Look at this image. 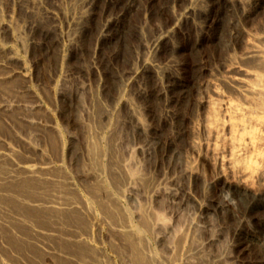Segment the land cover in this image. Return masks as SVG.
Segmentation results:
<instances>
[{"label":"bare ground","instance_id":"6f19581e","mask_svg":"<svg viewBox=\"0 0 264 264\" xmlns=\"http://www.w3.org/2000/svg\"><path fill=\"white\" fill-rule=\"evenodd\" d=\"M20 1H19V5L22 6V9L24 7L25 11L27 10L30 14L32 13L34 14V11H36L37 13L40 12L45 16V18L47 17V21L48 18L50 19L49 22L51 21V25L50 28L48 29L46 28V30H40L42 27L40 28V26L35 23L37 22L35 20L30 22L28 25L24 23H23L24 25L23 24L21 25L22 22L19 25V23L14 22L12 20V17L8 16L7 20L1 19L2 16L0 17V31L5 32L4 34L5 35L7 34V37H9L7 41L0 40V57L1 58L6 57L7 63L14 62V64H16V68H18V70L16 69V71L9 70L7 76L5 75L0 77V81L3 79L5 80V78H11L12 75H16V73H18V76L22 79L24 83L29 82L28 80H31L30 79V77H32L31 76L32 73L30 69L31 67L27 63V59L25 58V56L27 55V53H29V50L31 49V45H34L35 41H33L34 42L33 44L31 43L32 41H30V39L33 40L31 38L33 37L32 36L33 34L31 35L30 33H28L30 35L27 36L25 33V29H29L31 33H36L38 29L37 26H39V30H40L38 34H41V36H43L44 38H47L49 36L52 37L51 35L53 34L54 40L52 45L58 50L59 53L58 63L60 67L63 68L64 59H65L64 54L71 52L72 48H76L75 41H77V37L80 36L84 37L83 34H81L82 25H84V23L87 22L90 18L92 19L94 14L92 11L95 9V5L97 3V0H55L53 4L42 2L40 0H22L20 4ZM103 1L104 4L106 3L109 6H114V7L117 6L116 1L113 0H103ZM153 1L154 0H128L129 15L131 11L139 10L138 11L139 16L142 17L141 21L136 23L138 24L136 25V29L135 30L133 29L134 31H136V33L135 32L131 33L130 31L129 37L132 38L134 42L133 44L132 43L130 44L129 49L131 50L130 51L128 50L129 63L124 62L128 64L125 65L124 68H122L121 66L122 69H118L114 77L112 74V77L114 78L112 82L114 83L113 86L114 93L113 95L111 94L109 98L105 97L106 100H110L109 105L105 106L106 104L104 103V105L102 104L103 108L102 106L99 107L98 105L97 108L94 107L93 110H91L92 113L90 112L91 117L89 116L90 117V119L88 120L89 122L83 123L84 124L83 127L85 128L84 150H85L86 158L85 157L84 158L86 159L85 162L86 164L84 168L81 167L80 168L81 170L83 169L82 175H83L84 183L82 185H84L85 189L87 190L86 198H81V199L79 198L80 200L78 199V197L73 198V196H75L73 194L74 192L70 193V195L64 193L63 191L65 189V186L62 185H61L62 187L59 186L61 187L59 188L60 190L57 189L58 185L57 187L53 185L54 187H56L57 190L56 189L54 190L55 193H53L51 198H49L50 195L47 196L48 200L45 199L46 197L44 198V196L48 194L46 192L47 190L46 191L44 190L46 192L45 195L43 196L44 199L42 197L40 198L35 197L34 193H36V191H38L37 189H39L36 185L37 183L35 182L36 179L38 181H42L43 184L45 183L46 179L50 181H54V184L55 182L56 183L61 182L65 184L64 182H66L67 179L69 180L68 178L69 175L66 178L64 177L65 176L64 173L63 176L65 180L64 181L62 177L61 178L59 177L60 176L59 174H58L59 176L57 175L58 172L56 173L50 172L52 170L51 166L53 167V165L50 164L51 162L49 161L50 162L49 165L47 163L48 160L46 162H43L42 160L39 161L40 158L39 156H38L39 157L38 161L40 163L38 165L36 163H33L32 162L33 160L25 159L23 161L20 156L21 154L18 152V150L12 147L5 139L2 140L4 144H3V150H0V264H19V262L22 264H49L50 258L55 257L53 255L55 251L54 252L53 250L50 251V248H52L51 243L49 248V242H50L49 238L52 235L49 229L51 228V226H53L54 222L52 220H56V219H52L50 216L52 220L50 219L49 220L52 221L53 223H51L52 225L50 224L49 229L46 227L48 225V224L46 225V219L50 215L49 211H56V212L67 211V213L69 211L71 215V216L67 215L69 216L68 217L69 218L68 221H69L70 217L73 219L74 217L77 218L73 214V212H78L76 214L79 215L80 213L82 216H86V215L89 216L93 214L91 209L92 205H96V207L99 206L98 208L101 209L105 214H107L109 218H112L111 220L114 222V223L112 222L113 225L110 223V226L112 225L111 232L112 235L116 237L115 239H117L118 243L117 242L111 243L112 244L111 249L113 252L112 253L113 256L118 260L119 264H161L160 257L158 256V254L154 250L151 251L148 249L147 242L144 239L145 231L149 227V220H148L149 216L147 217V214L142 209V211L140 212L141 214H139L140 219L138 218L140 220V223L138 222L139 223L138 225L136 224L133 225V223H131V221L129 220V215L127 210L124 208H120L115 204L116 199L114 197H116L117 195L116 196L114 195V187L112 186L114 185L115 187H117L118 182L117 185H115L116 183L115 184L111 182L109 183L105 178V173H106L105 170L108 168L109 171H113L111 173H114V176H116V173H118L117 171L119 170L120 173L119 177H121L120 178L122 182L121 184L123 185L128 181H133V180H137L142 184L144 183V185H146L150 181L148 182L146 176L143 175L144 173H142V175L145 177L140 175L141 171L138 172V170H136L135 168L126 169L127 166L124 164L122 165L121 162L117 164L114 163L113 160H110V162L108 161L109 164L107 165V163H104L102 161V158H104L103 156L107 151L106 149H109L108 150L109 152H110V148L111 150H114L112 149L114 147L113 146L114 142L112 141L111 144L113 147L109 145L110 144L109 141L113 137L112 136L110 137L109 135V133L111 132L107 134L106 127L108 128V126L114 125L116 123L117 120H115V118H117L118 111L120 109L119 106H122L123 108H125V110H127L128 114L124 122L126 124L129 123L130 125L129 127H131V129H133L134 132L147 136L148 134L158 135V133H160L162 130V129L160 130V127H154V126H153L154 128L150 127L146 123V120H144L142 117V115H144L145 112L143 111L144 112L143 114L140 111L141 108L138 105L137 107L134 105L131 97V91L134 86H136L135 87L136 90L133 91L136 93L135 96L137 98H140L142 100H149V102L150 100L161 101L160 105L162 108L161 110L162 112L161 115H159V118L160 121L161 118H163L164 120L163 122L165 123L166 127H168L167 129L169 131L168 134H166L168 136L166 137V139L164 138L163 140L164 142H162L163 143L162 157L165 158L166 160L165 168L167 173L169 174L168 181L170 182V184L172 183L177 185L179 189L183 191L181 197V203L186 206L189 204V202L190 203L192 202L198 207L199 210L203 212L205 211L206 215L210 213V210H212L213 213L216 214L217 213L218 214L220 213L222 215L224 214L225 217L226 215L228 216L227 213L230 212L232 219L235 221L234 222L235 224L232 227L231 224H226L228 226V227L226 226V229L227 230L231 229L233 231V235L235 236L242 234L241 236L242 240L241 242H239L241 246L242 245L248 246V244L250 243L258 244L260 247L264 245V216L262 219L259 220V224H258L260 233L262 234L261 237L255 234L251 235L252 233L250 234L248 231H244V232L240 231L242 229V223L245 222L246 220L248 222L251 221L252 219L251 217L254 216L253 214H255L256 212L258 213L259 211L263 212L264 214V191H262L263 189L260 187L255 188L256 185L253 184L251 181L253 180L251 178H255L259 181L264 179V154L262 155L261 151L258 149L260 147L262 148L264 147V133L261 134L260 132V130H264V21L263 20L260 21L261 19L264 18V0H165L166 8H170L172 10L170 19L168 21L164 20L166 22L163 25L159 24L153 30L152 33L149 32V34L147 35L146 31L147 29L148 30L150 29L149 27L150 25L148 26V23L150 21L148 20L149 18L147 15L149 13L151 16L153 13V12L151 13L149 7V5H152ZM46 4H48L50 7H47ZM56 8L60 11L62 16L66 20L68 32L66 31L65 33L67 34L64 33L63 29L61 28L62 26H60V19L57 16ZM112 12L107 13V15L102 17L103 20L100 23V26L98 27V29H96V31L94 29V31L96 32L95 35L97 34V36L94 39L95 43H93V46L90 48L89 51L91 55L90 63L94 71H97L95 67L97 62L95 61H98V59L100 58L102 48L104 46H107L109 43V41L107 43L106 40L109 36V31L113 30V33H115V35L119 34L120 27L118 26L117 23L122 18L123 14H120L118 12H114L113 14ZM160 12H162V10ZM33 16L36 17V15ZM26 18H28V20L30 19V17H26ZM28 20L26 21L28 22ZM147 20L149 22H147ZM223 21H225L224 31L221 30V32H219V36H217L218 33L217 26ZM258 21L260 22L258 23ZM255 22L258 25H256L257 27H255L254 30L248 28V24L249 25L252 23L255 24ZM184 24L187 25L189 24L190 27L194 29L193 31H195L196 39L194 43H191V45H188L186 43H181L178 41L175 42L176 40L175 38H177L178 35L179 36L181 35L180 33H182L183 31L182 25ZM204 24L207 27L210 26L209 31H212L213 33V36L210 35L211 37H209L208 35L209 37L208 41L210 43H216V42L218 43L223 40L222 43V45L224 46L223 55L220 57V59L218 58L216 61L214 58L212 63L208 65H206L205 62L195 64L196 65L195 67L198 70L197 73L199 75V79L197 80V82L196 79L190 82L184 79L185 77L182 75L183 74L182 70H181L182 71L181 74L179 73L180 69H178L179 71L177 70L178 67L176 66V64L178 66L179 64L174 63L171 59L175 58V54L177 55L180 54L181 52L183 53V51L186 49L187 46H189V50L190 49L192 50V48L194 50L201 48L203 42L202 39L206 35L205 32H204L205 35L202 32L203 29H205L202 27V25ZM26 26L28 27L26 28ZM82 30L83 33L85 32L86 34L85 27ZM206 32H208V30ZM91 33L94 32L91 31ZM202 33L203 35H201ZM110 34L112 36V33ZM63 38H67V40L66 39L65 40L68 42L64 43ZM169 41L171 42V44L167 45V47L169 46L166 49L168 50V52L165 53V56L162 54L164 56V58L161 56L163 59H158L157 58L158 55L161 54L162 51L164 50L163 45H165ZM65 44H68L67 47H65ZM38 45H42V44H38ZM46 51H48L47 48ZM180 65H181L180 68H182V62L180 63ZM1 66L4 65L0 63V67ZM167 70L169 71V73ZM149 76H153L154 78V79L151 78V80L152 79L154 80L152 83L155 84L153 90L147 88L148 80L150 78ZM102 82H103V78H102ZM103 84L104 83H102L101 86ZM99 86L100 85L98 84V88ZM24 87L26 88L25 85ZM219 87L224 88V90L227 93L235 94L236 96H238V98H240L239 100H241V103H237L236 105H233L226 100L222 101L223 110H220V114L222 115V117H224L223 121H220V119L218 120L215 116H213L212 110L211 113L209 114H211L213 120L208 119L207 116V113L209 112L208 108L212 103L211 97L214 96L217 98H221L224 96L223 93L219 90ZM98 88L97 87L95 88L97 89V92L91 94L90 100L99 103L100 93ZM4 90L8 92L7 88H4ZM22 93H24V91ZM29 93H31V91ZM74 97L77 99L76 94H74ZM39 98L40 97H38L37 94H33L32 99L36 100L37 105L40 100ZM189 98H192V100H185ZM185 101L187 102L191 101L190 109H192L193 112L195 113L194 117L198 116L195 122L193 123L192 128L191 129L189 128L188 131L187 128L186 127L184 128L183 126L182 123L183 120L181 121L179 119L180 116L178 114V110H175L174 108L171 109L172 107L171 105L178 104V102L183 103ZM91 103L93 104V102ZM7 109L9 108H7L6 105L4 106L3 104L0 103V110H7ZM5 115L6 117L8 116L7 114ZM216 115H219L218 111ZM118 116L122 117L120 115ZM11 117H13V115ZM16 117L17 116L13 118ZM16 119H18V117ZM13 121L15 122L16 120L12 119V122ZM32 123L33 122H31V124ZM102 128L103 129L105 128V131H102L103 130ZM221 130L226 131L227 136H221L220 134ZM18 139L22 140L21 137H19ZM183 139L186 140V143L188 142L187 144L189 145V149L191 150V152L197 154L198 160L202 161L204 159H208V157L211 158V163L215 168V174L211 180L207 181L205 180V178L204 179L202 178L203 174H201V172L198 170V162L193 161V159L186 158L184 164L182 162L180 164V162L177 161L179 159V156L181 157L182 153H184L185 151L183 150V148L177 147L178 143L182 142ZM208 139L220 142L221 146L219 148H212L210 150H207L206 152H202L201 149L202 147H204L205 142ZM58 142L61 143V140H58ZM107 143L109 147H107L108 145H105ZM51 146H49L50 149L52 148ZM63 147L64 146L61 147L62 150H64ZM33 148L34 147H32V149ZM66 148L68 149V147ZM0 149H2V147H0ZM225 149L230 152L229 157L223 155V153H225L224 151ZM254 150H256V152L253 154V156L251 155L252 157L249 156L250 159H248V161L245 162L243 161V163L240 161L242 160V156L244 155L245 151H254ZM27 157H29V155ZM45 158L46 157L41 159H45ZM115 159H117V157ZM57 170L59 171V168ZM44 171L47 173L50 172V175L52 176L49 177L47 176V174L44 175L45 174ZM109 171L108 174L110 173ZM114 176L113 178H115ZM81 179L82 178H80V180ZM117 179L118 177L116 178V180ZM200 180H202L201 183L203 185L201 189L203 190L204 188L205 193L209 189H211L212 191L213 188L214 191L219 193L217 198L212 196L213 198H215V200L210 199L208 196V198H205L206 200L204 202L199 203L196 199L193 198V195L191 194V187L194 186V184ZM181 181L185 182V185L183 186L184 188H182L181 184L179 183ZM69 184L70 183H68V185ZM121 184H119V186H121ZM44 185H42V187H44ZM53 186L51 187L53 188ZM70 186L71 184L67 187L69 188ZM185 188H187V191ZM44 189H48V188H44ZM121 190L124 189L122 188ZM119 192L121 193V191ZM49 194H51V192H49ZM62 195L63 196L65 195L67 197L66 202H64V197ZM231 195L233 196V198L235 197V199H231ZM235 200L238 201L243 207L242 212H237L235 210L236 209ZM60 213L61 212H59V215ZM81 215L79 216L81 217ZM112 215L114 216L115 220L117 219L116 221H114ZM56 216L54 215L53 217L56 218ZM87 216L85 219L86 222L89 221V219L91 218L89 216L87 220ZM42 218L43 220H41ZM62 218L60 215L59 220H62ZM81 219L83 218L81 217ZM37 220H41L44 225L39 223L37 225L36 223L38 222ZM49 220H47V222L50 223ZM85 220L83 219L86 226H90L91 224L90 223L88 224V222L86 223ZM77 221L81 222L80 220H78V218L76 222ZM192 225L195 224L193 223ZM54 226L57 227L56 224ZM60 226L62 228L63 224ZM80 226L82 225L80 224ZM188 227L192 228V226L190 225ZM91 228L88 227L87 229L91 230ZM64 229L63 231L62 230L60 231L61 234L64 233ZM82 230L79 232V234H77L78 231L77 233L74 232L75 235V237H73L74 240L71 239L72 241L78 242V245L77 244L76 245L80 249V253H81L79 254V258H80L79 264H114L111 256L108 255L104 256L105 254L103 255L102 252H100L99 248L94 247L91 243L88 242L87 237L90 236L91 232L84 230L85 231L84 233V231ZM189 230L191 231L192 229ZM193 231L189 233L191 234L193 233ZM56 233L57 232H55V234ZM64 234L61 235V237L64 236L65 238ZM84 234L87 235L85 236ZM56 235H58L57 239L59 240V234L57 233ZM74 235L72 234L71 237ZM179 235L181 236L177 237L176 243L181 247L182 246L181 243L183 242L184 237L186 238L187 236L185 235L183 237L184 234L183 235L179 234ZM68 236L69 238H71L70 235ZM189 238H190L189 240H195L192 237ZM57 239L56 241L58 242ZM62 239L63 238H61L60 241H62ZM23 240L26 242L23 243ZM66 240L62 242H66ZM54 242L55 241L53 240V243ZM59 244L64 245L62 243H57V245ZM193 244L191 243L192 246ZM173 245L171 247H173ZM196 246L197 245H194V248L199 251L200 247L203 245L201 246L199 245L198 248H196ZM194 248L190 247L191 250ZM56 251H58V249ZM182 252L185 251H183L182 249ZM191 252L192 251H189L188 253L190 254ZM36 253H38V257H35ZM62 253L63 252L56 253V255L62 256L61 255ZM197 253L198 252L195 251V255H197ZM191 255H193V253ZM175 256H177L178 259V255L175 254ZM215 257L216 256H214V259ZM205 258L204 260L206 261L210 260L208 258L207 259ZM220 258L221 257H219L218 259L216 257L217 263L221 262ZM161 260L164 259H162L161 257ZM202 260L203 258L201 259V261ZM225 261L223 260V262ZM196 262L199 263L198 260ZM175 264H182V262L178 263L176 261Z\"/></svg>","mask_w":264,"mask_h":264},{"label":"rangeland","instance_id":"374dc122","mask_svg":"<svg viewBox=\"0 0 264 264\" xmlns=\"http://www.w3.org/2000/svg\"><path fill=\"white\" fill-rule=\"evenodd\" d=\"M19 1L18 0H0V17L1 16L3 17V18L1 17V19L7 20L8 16H9V17H12V20L14 22L19 23V25L21 22H22L21 25L23 23L28 25L30 22L35 20V21H37L35 23L38 24L40 26V28L42 27L40 30H46V28L47 29L50 28L51 21L49 22V20H50L49 18L47 21V17L45 18V16L43 14H41L40 12L37 13L36 11H34V14L33 13L30 14L27 10L25 11L24 7L22 9V6L19 5ZM21 1H20V4H21ZM40 1L46 2L49 4H53L55 0H40ZM113 1H116L117 6H115V7L109 6L106 3L104 4L103 0H97V3L95 5V9H94L95 11L94 10L92 11L94 13L92 19L90 18L87 22L84 23V25H82V29L85 27L86 34H85V32L83 33V30L81 29V32H82L81 34H83L84 37H82V36L77 37V41H75L76 48H72L71 52L64 54L65 59H64L63 68H61L59 63H58V58H59L58 50L55 47H53V45H52L53 40H54L53 34L51 35L52 37L49 36L50 38L49 37L44 38L43 36H41V34H38L40 31L39 26H37L38 29L36 28L37 29L36 33H31L29 31V29H25V33L27 36L30 34L31 35L33 34L32 36L35 37V38H33V37L29 36L33 39V40L30 39V41H32L31 43L33 44L34 43L33 41H35V43H34V45H31V49L29 50V53H27V55L25 56V58L27 59V63L31 67L30 68L31 73H32V75H31L32 77H30L31 80H28L29 82L24 83L22 81V79L18 76V73H16V75H12L11 78H5V80L3 79L0 81V103L3 104L4 106L6 105L7 108L10 109V110L9 109L0 110V126H1L0 127V142H1L0 147H2V149H0V150H3V144L4 143L2 142V140L5 139L12 147H14L16 150H18V152L21 154V155L20 154L19 155L21 156V159L23 161L25 159L26 160H33L32 162L36 163L38 165L40 163L39 161L42 160L43 162H46L48 160L47 163L49 164L51 162L50 164L53 165V167H54L53 168L51 166L52 170L51 171L49 170L50 172H52V173L58 172L57 175L59 174L60 176L59 175L58 176L60 178L62 177L63 180H64V177L67 178V176L69 175L68 176L69 180L67 179L66 182H64L65 180L63 181L65 184H63L61 182H59V183L55 182V184H54V181H50V180L46 179L45 183H44L46 185H44L42 181H38L36 179L35 182L37 183L36 185L39 188L37 190L39 192L36 191V193H34V196L37 198H40V197L43 198V196L47 192L48 194H46L44 196V198L46 197L45 199L48 200L47 196L50 195L49 198L52 197L53 193H55L54 190L56 189L57 185H58V187H57L58 190H60L59 188H61L62 186H65V189L67 191L65 189H64V191L63 190H61V191H63L66 194L70 195V193L74 192L73 194L75 196H73V198H75V197L76 198L78 197V199L79 198L80 199L86 198L87 190L85 189L84 185H82L84 183L83 182V175H82L83 169L81 170V168H84V166L86 164L85 163L86 157H85V150H84V148H85L84 147L85 146V140H84V135H85L84 131L85 130L84 129L85 128L83 127V125H84L83 123L89 122L88 120L91 117L90 112H91V110H93L94 107L97 108V105L100 107V106H102V104L104 105V103L106 104L105 106L109 105L110 100H106L105 97L109 98L111 96V94L113 95V93H114V91H113L114 90V87H113L114 83H112L113 79H114L113 77L116 75V72L118 69L124 68V66L129 63V51L131 50V49H129V47H130V44L131 43L133 44V42H134L133 39L129 37L130 31H131V33H134V32L136 33V31H134L136 29V25H138L136 23L140 22L142 19V17L139 16V12H138L139 10L131 11L132 14L130 13V15H129L128 0H113ZM46 5H47V7H50L48 4H46ZM149 7L151 10V13L152 12L153 13L151 15L152 17L148 13L147 16H148V18H149L148 20L150 22L148 20H147V22H149L148 26L150 25L149 30H152V31H149L147 29V31H146L147 35L149 34V32L152 33L153 30L159 24L163 25L166 21H168L170 19L171 13H172V10L170 8H166L165 0H154L152 5H149ZM106 9L108 12L106 11ZM35 10H37V9H35ZM104 10L106 13L104 12ZM114 10H116V11H114ZM161 10H162V12H160ZM111 12L113 14H114V12H118L120 14H123L122 18L117 23L118 26L120 27L119 28L120 29L119 30L120 35L119 34L115 35V33H113V30H110L111 32L109 31V36L106 39L107 43H108V41H109V43L107 46H104L102 48V51L100 54L101 59L99 58L98 61H95V62H97L95 65L97 71H94V69H92V67H91V63H90L91 62L90 61L91 55H90L89 51H90V48L93 46V43H95L94 39L97 36V34L95 35V33H96L95 31L100 26V23L103 20L102 17L107 15V13H111ZM56 13H57L58 18L60 19V26H62L61 28L63 29V31L65 33L67 31L66 20L57 8H56ZM40 14L43 16H41ZM33 15H36V17L38 19ZM31 16L34 18H32ZM26 17H30V19L28 20V18H26ZM40 17L43 19L45 18V19L43 20ZM26 20H28V22ZM164 20H166V21H164ZM262 20L264 21V18L261 19L260 21H262ZM260 21H258V23ZM224 24H225V21L221 22L217 26V28H218L217 36H219V32H221V30L224 31V27H225ZM184 25H182V27H183L182 30L184 32L182 31V33H180L182 36L178 35L177 38H175L176 40L175 39L174 40H175V42L178 41L181 43H186L188 45H191V43H194L195 39H196L195 38L196 37L195 31H193L194 29H192L189 24H188L189 26L187 24H184ZM250 25L248 24V28L254 30L255 27H257L256 25H258V24H256V22H255V24L252 23ZM27 27L28 26H26V28ZM202 27L205 28V29H203L202 32L203 33L205 32L206 35L204 33L205 36L202 39L203 42H202L201 48L195 49V50L192 48V50L191 49L189 50V46H187L186 49L183 51V53L181 52L180 54H177V55L175 54V58L171 59L174 63L179 64V66L176 64V66L178 67L177 70L180 69V72H179L180 74L183 71L182 75L185 77V78L184 77L183 78L187 81H190V82L192 80H195V79L197 82V80L199 79V75L197 73L198 70L195 67L196 66L195 64L205 62V64L208 65V64L212 63L214 58L216 61L218 58L220 59V57L223 55V50H224V46L222 45L223 40L218 42V43L217 42L216 43H210L208 41L209 37H211L210 35L213 36L212 31H209L210 26L207 27L204 24V25H202ZM123 28H124V30H123ZM94 29H95V31H94ZM87 30H88V32H87ZM207 30H208V32H206ZM91 31H93L94 33H91ZM4 33L5 32L0 31V38H1L0 40L7 41L9 37H7V34L5 35ZM28 33H30V34H28ZM110 33H112V36ZM123 33H124V35H123ZM203 33L201 35H203ZM65 34H67V33H65ZM208 35H209V37H208ZM78 38H80V39H78ZM82 38L85 40H83ZM65 39L67 40V38H63L64 43L68 42ZM81 40L84 42V44ZM37 43L42 44V45H38ZM77 44H79V45H77ZM168 44L170 45L171 42L169 41L168 43L163 45L164 50L162 51L161 54H159L160 56L158 55V57H157L158 59L164 58L165 53L168 52V50H166L169 47V46L167 47ZM67 45L68 44H65V47H67ZM165 46H166V48H165ZM215 46H217V47H215ZM46 48L48 51H46ZM221 50H222V52H221ZM192 51H193V53H192ZM77 52H79V53H77ZM116 54H117V56H116ZM109 60H111V61H109ZM124 62H128V63H124ZM179 62L180 63L182 62V68H180L181 65ZM0 63H2L4 65V66L0 67V77L5 76V75L7 76V73L9 72V70L10 71L11 70L16 71V69L18 70V68H16V64H14V62L7 63L6 57L5 58L0 57ZM216 63H218V62H216ZM161 65H163V64H161ZM103 66H104V68H103ZM121 66H122V68H121ZM168 73H169V71H168ZM95 74H96V76H95ZM105 74H106V76H105ZM112 74H113V77H112ZM149 77L150 78L148 80L147 88L150 90H153L155 87V84L152 83L154 81L153 80L154 78H153V76H149ZM102 78H103V82H102ZM151 78H153V79L151 80ZM95 83H97V84H95ZM102 83H104L105 85L103 84L104 86L103 85L101 86ZM98 84L100 85L99 88H98ZM24 85L26 86V88L24 87ZM96 87L99 89V93H100V95H99V97H100L99 101L100 102L99 103L94 102L93 100H90L91 94L92 93L94 94V92H97V89H95ZM100 87H101V89L102 88L103 89L101 90ZM135 87L136 86L133 87L132 91L136 90ZM4 88H7L8 92H6V90H4ZM106 88H108V89H106ZM219 90L223 93L224 96L221 98H217L214 96L211 97L212 103H211L210 107L208 108L209 112L207 113L208 119H210V120H213L211 117V114H209V113H211V110H212L213 116H215L218 120L219 119H220V121L224 120V117H222V115L220 114V110H223V104H222L223 100L229 101L233 105H236L237 103H241V100H239L240 98H238V96H236L235 94L227 93L224 90V88H222V87H219ZM23 91H24V93H22ZM30 91H31V93H29ZM128 91H129V88H128ZM132 91H131L132 101L136 107L138 105L141 108L140 111L143 114L145 112V114L142 115V117L144 120H146V123L150 127H153V126L154 127H160V130L161 129L162 130L160 133H158V135L148 134L147 136L134 132L133 129H131V127H129L130 126L129 123L126 124L124 122V120L127 118L126 117L128 114L127 110H125V108H123L122 106H119L121 110L120 109H119V111L117 110L118 115L122 116L123 118L119 117L117 115L118 119L115 118V120H117L116 123L114 125L108 126V128L106 127L107 134L109 132H111V133H109L110 137L112 136L113 138H115V139L112 138L109 141L110 142L109 145L111 147L114 146L112 149H114L115 151L111 150V148H110V152H109L108 151L109 149H106L107 151L105 152V154L103 156L104 158H102V161L104 163H107V165L109 164L110 160H113V162L117 163V164L121 162L122 165L124 164L127 166L126 169H129V168L134 169L135 168L136 170H138V172L141 171L140 175H142V173H144L143 175L146 176L148 182L150 181L149 183L146 184L147 186L144 185V183L142 184L141 182H138L137 180L128 181L127 183H125L123 185V184H121L122 183L121 179H120L121 177H119V175H120L119 170L118 171L116 170L118 173H116V171H115L116 176H114V173H111L113 171H109L108 168L105 170V172H106L105 178L107 179V181L109 183L110 182L113 184L116 183L115 185H117V182H118L117 187H115L114 185L112 186V187H114V195L115 196L117 195L116 197H114L116 199L115 204L118 207L124 208L127 210L128 215H129V220L131 221V223H133V225H135V224L138 225L140 223V220H139L140 215L139 214H141L140 212L142 211V209L147 214V217L149 216V218H148L149 227L146 230L147 232L145 231V234H144V236H145L144 239L147 242L148 249L151 251L154 250L158 254V256L160 257L161 264L162 263L163 264H169V263L175 264L176 261L178 263L182 262V264H202V263L207 264V261H208V264H220L221 262H223V260L224 261L226 260V261L221 263V264H264V245L260 247L258 244L250 243V244H248V246H245V245L241 246L239 242H241V240H242L241 239L242 234L235 236V235H233V231L231 229H229V230L226 229V226H227L226 224H231V227L235 224L234 223L235 221L232 219L230 212L227 213L228 216L226 215V217L224 214L222 215L220 213L219 214L213 213L212 210H210V213H208L206 215L205 211L203 212V211L199 210L198 207L192 202L191 203L189 202V204L186 206L181 203V197H182L183 191H181L177 185L172 184V183L170 184V182L168 181L169 174L167 173L166 168H165L166 160H165V158L162 157V154H163V143L162 142H164L163 141L164 138L166 139V137L168 136L166 134H168L169 131L167 129L168 127H166L165 123L163 122L164 121L163 118H161V121L159 118V115H161V112H162L161 111L162 108L160 105L161 101L150 100V102H149V100H142L140 98H137L135 96L136 93L134 91L133 92ZM33 94H37V96L40 97L38 105H37L36 100L32 99ZM74 94L77 95V99L74 97ZM62 95H63V97H62ZM69 99H71V100H69ZM185 100H192V98L185 99ZM91 102H93V104ZM190 102H187V101H185L183 103L178 102V104H173L174 106L171 105L172 106L171 109L174 108L175 110H178V114L180 116L179 119L181 121L183 120V122H182L183 126H184V128L185 127L187 128V131L189 130V128L190 129L192 128L193 123L195 122V120L198 117V116L194 117L195 113L193 112L192 109H190L191 108ZM102 108H103V106H102ZM217 111L219 112L220 116L216 115ZM5 114H7L9 117L7 116L8 117L7 118ZM11 114L13 115V117L17 116L18 119H16L17 117L16 118L11 117L12 116ZM199 118H200V116H199ZM12 119L16 120V121L12 122ZM118 120L120 121V123ZM31 122H33V123L31 124ZM102 131H105V128ZM260 132H261V134H263L264 130H260ZM220 134H221V136H227L226 131H223V130L220 131ZM19 137H21L22 140H19L18 139ZM14 139H16L17 141ZM58 140H61V143H59ZM19 141H20V143H19ZM112 141L114 142L113 146L111 145ZM29 142H30V144H29ZM187 143H186L185 139H183L182 142L178 143L179 146L177 145V147L183 148V150H185V151H184V153H182L181 157L179 156V159L178 160L176 159V160L178 162H180V164H181V162L184 164V161L186 158L193 159V161L198 162V170L201 172V174H203L202 178L203 179L205 178V180H207V181L211 180L215 174V168L213 167V165L211 163V158L208 157V159H204L202 161L198 160L197 154L191 152V150L189 149V145ZM50 144L53 146H51ZM60 144H61V146H60ZM48 145L51 146L52 148L53 147L54 148L50 149ZM105 145H108V143ZM109 145L107 147H109ZM31 146L34 148L32 149ZM62 146H64L63 147L64 150L61 149ZM65 146L68 147V149ZM220 146H221L220 142L208 139V140H206L205 145H204V147H202L201 151L206 152L207 150H210L212 148H219ZM34 149H36V150H34ZM258 149L261 151V154L263 155L264 154V147L263 148L260 147ZM224 151H225V153H223V155H225L226 157H229L230 152L226 149ZM255 152H256V150L245 151L244 155L242 156V160H240V161L242 163H243V161L244 162L248 161V159H250L249 156H251V155L253 156V154ZM28 153H30V154H28ZM23 155L25 158L23 157ZM28 155H29V157H27ZM55 156H57V157H55ZM44 157H46V158L41 159ZM116 157L118 160L115 159ZM38 158H39V161H38ZM120 158H121V160H120ZM60 159H61V161H60ZM114 159L116 162L114 161ZM110 164H112V163H110ZM119 167H120V165H119ZM58 168H59V171L57 170ZM64 170H65V172H64ZM107 170L110 172L109 174H108ZM80 171H81V173H80ZM50 172H48V173L45 172L44 175L47 174V176L51 177L52 175H50ZM64 173H65V176H64ZM54 175H56V174H54ZM113 176L115 178H113ZM145 176H143V177H145ZM117 177H118V179L116 180ZM80 178H82V179L80 180ZM251 179H253V180H251L252 183L256 185V187L254 185L255 188L260 187L263 189V190L262 189L261 190L264 191V179L260 180L261 182L255 178H251ZM254 179L256 182L254 181ZM69 181H71V182H69ZM201 181L202 180L197 181L195 184L193 183L194 186L191 187V194L193 195V198L196 199L199 203L204 202L206 200L205 198H208V196L210 199L215 200V198H217L219 193L214 191V188L212 189V191H211V189H209L205 193L204 188H203V190L201 189L203 187ZM49 183H50V185H49ZM68 183L71 184V186L69 188L67 187L70 185V184L68 185ZM179 183L181 184L182 188H184L183 186L185 185V182L181 181ZM119 184H121V186H119ZM42 185H44V187H42ZM53 185L56 187H54ZM51 186H53L54 189ZM59 186H61V187H59ZM44 188H48V189H44ZM72 188H74V189H72ZM122 188L124 190H121ZM146 188H148V189H146ZM185 189L187 191V188H185ZM44 190L45 191L47 190V191L45 192ZM201 190H202V192H201ZM48 191L51 192V194H49ZM119 191H121V193ZM84 192H85V194H84ZM37 193H39V194H37ZM76 194H77V196H76ZM39 195H41V196H39ZM212 196L215 198H213ZM63 197H64V202H66L67 197L65 195ZM231 199H235V197L233 198V196L231 195ZM235 202H236V209L235 210L237 212H242L243 207L241 206V204L236 200H235ZM98 207L99 206L96 207V205L91 206L93 214L89 215L91 217L89 219L90 222L87 221L88 224L89 223L91 224L90 226H86V224L83 221V219L84 220L86 219L87 215L82 216L79 213V215H81V217L83 218V219H81V217L78 214H76L78 212H73V214L78 218V220L81 221V222L77 221V222H79V223H77L76 222L77 218H75V217H74V219H76V220H74L73 218L70 217V220L68 221V219H69L68 217L71 216L69 211H68L69 214L67 213V211H59V212H61L60 213L61 218L63 216V218L65 220L63 218H62V220H59V218H60L59 212H56V211H49L50 213L48 212L50 215L46 219V225L48 224L46 227L49 229L50 224L54 222L53 226H51V228L49 229L51 234H52L49 238V241H50L49 242V248H50V243H51L52 248H50V251L51 250H53V252L55 251L53 253V255L55 257L50 258L49 264H53V263L56 264V262H57V264H79V262H80L79 254H81V253H80V249L77 247L78 242L72 241V240H74L73 237H75L74 232L77 233V231H78L77 234H79V232L82 229H83L82 231L85 230V231L91 232L90 236L87 237L89 243H91L94 247L99 248L100 252H102L103 255L105 254L104 256H106V255L111 256L114 264H119L118 260L113 256V254H112L113 252L111 249V246H112L111 243H116V242L118 243L117 239H115L116 237H114L112 235V232H111V226L113 225L114 222L111 220L112 218H109L108 215L105 214ZM56 213H58V214H56ZM53 214L55 216L57 215L56 218L53 217L54 216ZM255 214H253L254 216L251 217L252 218L251 221L248 222L246 220L245 222L242 223V229L240 227V229H241L240 231L241 232L248 231L250 234L252 233L251 235L255 234V235H259L261 237L262 234L260 233L258 224H259V220L263 218L264 214L261 211H259L256 215ZM67 215H69V216H67ZM137 215H138V217H137ZM50 216L52 219H56V220H52L50 218ZM89 216H87V220H88ZM133 216L135 217V219ZM206 216H207V218H206ZM259 217H261V218H259ZM113 218H114V216H113ZM49 219L52 220L53 222L50 221ZM41 220H43V218ZM41 220H37L38 221V222H36L37 225H38V223L43 224ZM47 220H49L50 223L47 222ZM116 220L114 218V221H116ZM39 221H41V222H39ZM224 221H225V223H224ZM67 222L69 225L67 224ZM85 222H86V220H85ZM57 223H58V225L63 224L62 228L66 229V230L64 229L65 234L60 233V231L61 230L63 231V229L61 228L60 225L58 226ZM82 223H84V224H82ZM110 223L112 224L111 226H110ZM193 223L195 225H192ZM55 224L57 227L54 226ZM80 224L82 226H80ZM188 224L190 226H192V228L188 227L189 226ZM82 227H84V228H82ZM88 227H90V228L92 227L91 230L87 229ZM57 228H58V230H57ZM60 228H61V230H60ZM68 228H70V229H68ZM79 228L80 229L82 228V229L80 230ZM151 229H152V231H151ZM189 229H192V230L190 231ZM54 231L59 234V240L57 239V236H58V235H56L57 233L55 234ZM85 231H84V233H85ZM192 231H193V233L190 234L189 232H192ZM71 232H73V233H71ZM63 234L65 235V238L67 240L64 238V236L61 237V235H63ZM67 234L70 235V237L72 234L74 236L69 238V236ZM179 234H182V235L184 234L183 237L185 235L187 236L186 238L184 237V239L186 241L183 239V242L181 243V245H182L181 247H180V245H178L176 243L177 237L181 236ZM84 235L86 236L87 234H84ZM211 236H212V239H211ZM25 237H27V236H25ZM189 237H192L195 240H189L190 239ZM61 238H63L62 241L66 240V242L60 241ZM52 239L55 241L54 243H53ZM56 239L58 240V242L56 241ZM110 241H112V242H110ZM25 242L26 241L23 240V243H25ZM73 242H75V243H73ZM109 242H110V244H109ZM190 242L192 244L194 243L193 246L191 245ZM198 242H199V244H198ZM57 243H62L64 245H60V244L57 245ZM175 243L178 245V247ZM226 243L229 245H227ZM171 244L172 245L174 244L173 247H171L172 246ZM221 244H222V246H221ZM65 245H67V246H65ZM194 245H197L196 248H198L199 245L200 246L203 245V246H201L199 251H198L194 248ZM185 247L189 248V249H186ZM190 247L194 248V249L191 250ZM217 247H219V248H217ZM228 247H230V248H228ZM172 248H174V249H172ZM57 249H58V251H56ZM175 249H177V250H175ZM182 249L185 252H182ZM194 250L196 252H198L197 255H195ZM189 251H192V252L189 254L188 253ZM61 252H63L61 254L63 257L60 255H56V253H61ZM192 253L194 256L191 255ZM175 254L178 255V259H177V256H175ZM208 255L209 256L211 255V256L209 257ZM213 255L216 256L218 259H219V257H221L220 258L221 262L217 263L216 257L214 259ZM170 256H171V258H170ZM35 257H38V253H36ZM161 257H162V259L165 260V262H164V260H161ZM166 257L169 259H167ZM211 257H212V259H211ZM196 258H198V259H196ZM200 258L201 259L203 258V260H202L203 262L201 261ZM204 258L205 259L208 258L210 260L206 261V260H204ZM197 260L199 263L196 262ZM51 261H53V262H51ZM200 262H202V263H200ZM19 264H22V263L19 262Z\"/></svg>","mask_w":264,"mask_h":264}]
</instances>
